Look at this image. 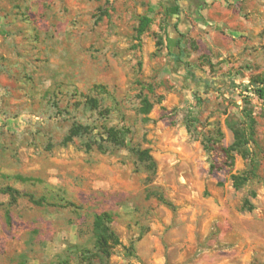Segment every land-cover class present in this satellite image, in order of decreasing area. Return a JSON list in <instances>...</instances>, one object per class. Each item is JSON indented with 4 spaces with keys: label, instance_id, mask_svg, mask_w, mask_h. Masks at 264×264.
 <instances>
[{
    "label": "rangeland",
    "instance_id": "obj_1",
    "mask_svg": "<svg viewBox=\"0 0 264 264\" xmlns=\"http://www.w3.org/2000/svg\"><path fill=\"white\" fill-rule=\"evenodd\" d=\"M255 79L264 0H0V264H264Z\"/></svg>",
    "mask_w": 264,
    "mask_h": 264
},
{
    "label": "trees",
    "instance_id": "obj_2",
    "mask_svg": "<svg viewBox=\"0 0 264 264\" xmlns=\"http://www.w3.org/2000/svg\"><path fill=\"white\" fill-rule=\"evenodd\" d=\"M178 55L179 54H177V56ZM243 86L244 89H246L248 86H251V89L258 97L264 98V79H255L252 82H250L248 85H243ZM141 153L144 156L145 162H148L150 166H152L153 160L150 157V155L147 153V151L143 150ZM234 186L239 187V182L234 181ZM0 192L8 194L11 202H15L16 197L21 194V192L18 189L11 186H5L4 188H1ZM27 196L30 199V201L33 202L34 204H41L43 202L42 198L35 199V197L31 194H27ZM247 203L248 201L245 200L244 204L247 206L248 209H251L252 207L250 205H247ZM112 220H113V214L107 211L94 214L93 216L92 229H91L93 247L95 251L98 253L99 260L101 261L102 264H108L107 259L109 255V248L111 244L117 240L116 234L110 226ZM84 260H85L84 264H94V262L90 260V257L88 255L86 257L84 256Z\"/></svg>",
    "mask_w": 264,
    "mask_h": 264
}]
</instances>
